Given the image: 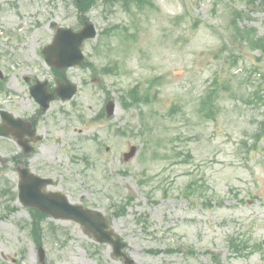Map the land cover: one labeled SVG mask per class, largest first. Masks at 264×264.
I'll use <instances>...</instances> for the list:
<instances>
[{"label":"rangeland","instance_id":"374dc122","mask_svg":"<svg viewBox=\"0 0 264 264\" xmlns=\"http://www.w3.org/2000/svg\"><path fill=\"white\" fill-rule=\"evenodd\" d=\"M72 1L0 0V71L8 90L0 91V110L24 118L36 114L31 79L54 81L39 51L53 36L51 21L78 28ZM152 2L133 17L119 7L105 12L100 2L86 14L97 29L96 38L82 47L86 59L98 68L118 63L119 72L91 78L88 68L68 69L78 92L72 101H52L39 114L43 138L24 159L33 172L55 181L47 190L109 216L128 244L130 264H264V140L256 151L248 150L264 117L258 101L264 80L259 88L255 72L264 71V56L257 60V52L236 44L237 64L227 61L229 17L221 4L228 0ZM235 2L245 8L244 0ZM252 10L239 24L261 36L264 10ZM132 18L133 39L101 32L112 24L134 31ZM216 73L230 83L215 119L207 120L197 102ZM149 83L146 106H122L128 89ZM105 91L116 101L115 113L108 122L92 120L104 108ZM129 145L137 147L136 154L123 161ZM21 151L13 140L0 138V178L15 194L13 156ZM127 201L123 214H116ZM29 222L17 195L0 199V264L38 263ZM43 228L45 264H124L111 256L110 245L96 244L73 221L46 216Z\"/></svg>","mask_w":264,"mask_h":264},{"label":"water","instance_id":"95a60500","mask_svg":"<svg viewBox=\"0 0 264 264\" xmlns=\"http://www.w3.org/2000/svg\"><path fill=\"white\" fill-rule=\"evenodd\" d=\"M93 36L94 31L90 25L77 36ZM70 36L57 35L54 44L64 47L62 53L69 52ZM77 54L79 55L78 47ZM70 64V63H68ZM72 93L67 95L69 98ZM114 105L110 103L109 113L113 112ZM134 148L130 149V152L125 154V159L131 157L134 153ZM50 181L43 180L33 175H28L26 172L22 175V180L19 184V200L28 206L39 208L40 210L54 216L55 218H69L81 223L85 228L92 232L94 237L99 242H111L113 244L115 252L125 246L120 243V238L112 233V231H104L107 228L108 221L104 219L98 212L83 209L81 206L71 205L66 197L60 193H43L42 187L48 184ZM112 236L115 239H112ZM118 254V253H116Z\"/></svg>","mask_w":264,"mask_h":264},{"label":"trees","instance_id":"16d2710c","mask_svg":"<svg viewBox=\"0 0 264 264\" xmlns=\"http://www.w3.org/2000/svg\"><path fill=\"white\" fill-rule=\"evenodd\" d=\"M139 4L143 3L144 0H133ZM90 2V0H85L83 1V3H85L86 5H88ZM129 0H124V6H127ZM263 4H264V0H262ZM82 4V1H81ZM241 18V12H237V14L233 15V18L230 21L231 24V28L233 31L236 32L238 38L240 41H245L252 49H261L262 51H264V37H260L258 38L255 35V32H253V30H249L246 28L240 29L237 21L238 19ZM215 94L214 90H211L209 92H207L205 94L204 97L201 98L200 102H199V111L200 112H204V115L206 117H212L214 114L213 111V106L211 103V96ZM129 97L131 98L132 102H137L140 100V98L137 96L136 90L133 89L131 91H129L128 93ZM143 100L146 99V97L142 98ZM147 101V99L145 100ZM43 216L42 213H40L39 211H33V223H32V231L34 233V239L35 241L39 244L41 241V236H40V231H41V226H40V220L41 217Z\"/></svg>","mask_w":264,"mask_h":264}]
</instances>
